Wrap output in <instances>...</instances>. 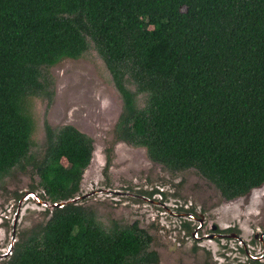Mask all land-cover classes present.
Wrapping results in <instances>:
<instances>
[{"label":"trees","instance_id":"1","mask_svg":"<svg viewBox=\"0 0 264 264\" xmlns=\"http://www.w3.org/2000/svg\"><path fill=\"white\" fill-rule=\"evenodd\" d=\"M90 47L121 100L115 141L225 200L264 184V0H0V181L29 166L41 200L79 195L91 139L45 123L33 158L27 101L50 99L47 70ZM49 213L0 264H158L136 223L105 231L79 203Z\"/></svg>","mask_w":264,"mask_h":264},{"label":"rangeland","instance_id":"2","mask_svg":"<svg viewBox=\"0 0 264 264\" xmlns=\"http://www.w3.org/2000/svg\"><path fill=\"white\" fill-rule=\"evenodd\" d=\"M46 74L53 89L50 99L27 101L33 122L30 148L33 158L40 159L43 155L45 123L54 130L66 125L74 127L93 144L77 203L93 213L103 230L136 223L151 236L149 249L157 253L158 264H229L220 260L228 253L223 247L224 229L234 226L233 219L245 216L236 223L241 228L238 231L242 232L243 240L249 241L251 237L245 234L251 233L259 222L255 216L257 208L263 204L264 189L258 198L244 197L227 204L215 186L195 170L171 172L151 162L143 148L115 141L113 130L121 112V100L103 61L92 47L79 59L62 60ZM139 100V107H142L143 98ZM107 159L109 165L104 171ZM37 181L29 166L24 171L12 170L0 181V263L10 256H4L9 246L42 226L49 216L47 208L44 212L34 204V197L31 198L30 194L40 192L30 190ZM178 201L182 210L185 205L192 204L191 208L204 216L205 223L194 238L185 239L183 232L178 231L182 221L178 218L181 216L177 212L179 209L175 208ZM239 204H249L245 213L238 208ZM253 207L256 211L249 215ZM210 228L211 240L201 235L210 234ZM230 244V248L234 246ZM236 255L237 258H232L233 255L231 258L245 264L243 254Z\"/></svg>","mask_w":264,"mask_h":264},{"label":"flooded vegetation","instance_id":"3","mask_svg":"<svg viewBox=\"0 0 264 264\" xmlns=\"http://www.w3.org/2000/svg\"><path fill=\"white\" fill-rule=\"evenodd\" d=\"M263 185L264 184H262L261 186L255 189L250 190L248 193H246L245 195L241 197H236V198H232L228 200H225L223 198L222 199L227 204H232L234 203L233 201H237L238 199L244 198V197H247L250 200L256 197L258 198L260 194L262 193V189H264L262 187ZM33 200H34L35 205L39 206V208L43 209V211L46 212L44 210L45 206L39 203L41 199L37 200L36 198H34ZM166 201L167 199L163 201L162 203L163 205H161L162 208L164 206V203H166ZM261 201L263 204H261L259 208H257V213H256L257 216H255L256 214L254 215L258 219L257 221H259L258 224L256 223L254 225V230L251 233L249 232V234L246 233L245 229H243L244 234L246 233L245 235H249V237H251L249 241L245 242V240H243L242 232L238 231V229L241 230V228L236 223V220L245 219L246 218L245 216H242L240 219H233V221H235V224H233L234 226H227L224 229L223 236H224L225 243L223 244V247H224V250L225 249L228 250V253H226L227 255L224 254L225 256L224 255L221 256V259H220L221 261L223 260L224 262L226 260L230 262L229 264H243V263H239L240 261H236L235 259H232L233 257L234 258L238 257L236 253H240V254H243V257H245V261H246L245 264H264V198L261 199ZM247 206H249V204H245V205L239 204L238 208H240L242 212L245 213V209L247 208ZM191 207H192V204L185 205V208L183 207L184 210H182V205L179 204V201H178V205L175 206L176 209H179L177 212H180L181 214V216H178V218L180 217L182 219V221L180 222V226L178 227V231L181 230V232H183V234L185 235L184 236L185 239L194 238V236L198 235V233L201 231L205 223L204 216L197 214L196 211H194V209H192ZM191 209H192V212H190ZM253 209L254 210L249 211L248 213L249 215H251V213L256 211L254 207ZM164 210L167 211V208H164ZM174 213L177 214L176 212ZM156 217H158V215ZM212 230H215V227L212 228ZM209 232L210 234H201V235L207 236V239L211 240V228L209 229ZM151 243H152V239H151ZM228 243H231L230 245H232L233 243L234 246L230 248ZM222 253H225V252H222ZM231 255H233L232 258H231Z\"/></svg>","mask_w":264,"mask_h":264},{"label":"water","instance_id":"4","mask_svg":"<svg viewBox=\"0 0 264 264\" xmlns=\"http://www.w3.org/2000/svg\"><path fill=\"white\" fill-rule=\"evenodd\" d=\"M30 195H32V197L36 198L37 200H40L37 195H33V194H30ZM79 199L80 198L75 197L74 199H71V200H68V201H62V202H56V203H49L46 200H41V201H39V203L43 204L45 206V208H47V210L49 212H51L53 209L62 208L63 206L67 205L68 203L75 204V203L78 202ZM13 246H14V244L9 246V248H8V250H7V252L5 253L4 256H7L8 254H11Z\"/></svg>","mask_w":264,"mask_h":264}]
</instances>
